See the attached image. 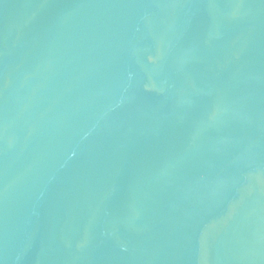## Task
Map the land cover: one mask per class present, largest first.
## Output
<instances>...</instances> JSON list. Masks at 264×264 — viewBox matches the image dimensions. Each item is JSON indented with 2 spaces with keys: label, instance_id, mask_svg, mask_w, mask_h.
Segmentation results:
<instances>
[{
  "label": "water",
  "instance_id": "1",
  "mask_svg": "<svg viewBox=\"0 0 264 264\" xmlns=\"http://www.w3.org/2000/svg\"><path fill=\"white\" fill-rule=\"evenodd\" d=\"M0 264H264V0H0Z\"/></svg>",
  "mask_w": 264,
  "mask_h": 264
}]
</instances>
